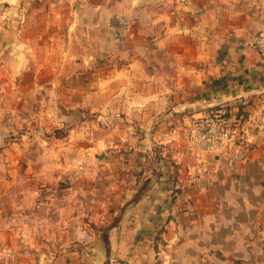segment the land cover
I'll list each match as a JSON object with an SVG mask.
<instances>
[{"label":"crops","instance_id":"obj_1","mask_svg":"<svg viewBox=\"0 0 264 264\" xmlns=\"http://www.w3.org/2000/svg\"><path fill=\"white\" fill-rule=\"evenodd\" d=\"M46 1L0 0V93L12 112L0 125L38 142L15 138L0 155V264H264V60L252 48L264 0ZM82 37L101 49L87 46L81 68L65 48ZM63 92L82 105L60 106ZM221 104L251 143L189 154V121ZM16 107L42 110L20 111L19 125ZM81 107L99 114L96 137ZM18 171L46 174L35 190ZM51 212L69 237L59 248L32 224Z\"/></svg>","mask_w":264,"mask_h":264},{"label":"rangeland","instance_id":"obj_2","mask_svg":"<svg viewBox=\"0 0 264 264\" xmlns=\"http://www.w3.org/2000/svg\"><path fill=\"white\" fill-rule=\"evenodd\" d=\"M36 1H38V0H36ZM51 1H54V0H51ZM51 1L50 0H47L45 3H48V2L49 3H52ZM79 19H81V17ZM78 27H79L78 28V31L81 33V35H84V31H82V29L85 30L84 26L79 25ZM85 34H86V32H85ZM94 35H95V37H98L97 36V33L94 34ZM81 40H82V42H80V43H73L72 45H70V44L67 43L66 44V48H65L66 50L65 51L66 52L72 51L77 56H79L80 58L77 61L79 63V66L78 67H81L82 68V66L83 67H86L83 64L84 63V59L81 58V57H82V55H86L87 54V49H86L87 46L89 48V51H91L93 53L100 52V49L101 48L99 46V43L91 42L90 45H87L88 42H86V40L83 37L81 38ZM72 62H75V61L72 60ZM90 64H91V66H92V64H95V66H98V65H101V62L94 60V61L90 62ZM65 65L67 67L69 66V60H67L65 62ZM5 79H6L5 77L0 78V83L4 82ZM6 95H7L6 92H1L0 93V113L5 117V119H6V117L9 118L8 115L12 113V112H10L11 109L8 106H6V104H5V102H6ZM54 95L57 96L56 98L59 101L58 103L62 107H64V106H71V105H73L76 102H79V104L82 105L81 98H78L77 100L74 97L73 98H70L71 94L68 93V92H66V93L65 92H63V93H56ZM55 105L56 104H52L51 106L52 107H55ZM51 106L50 107H49V105L46 106L44 108V111H46V110H52L51 109ZM56 107H59V106L57 105ZM56 107H55V109H56ZM81 108L84 109V110H82V109L79 110V111H81V112L84 113V115H83V122L86 121L87 118H90L91 119L90 122H89L90 125H89V129H88L89 135L91 137H96L98 134H100V132L98 130L99 126H97L99 114L97 112H95V115L92 116L91 114H86L87 111L90 112V109L87 110V108L86 109L83 108V107H81ZM41 110H42L41 108H34V109H32V108H29V107H24L23 110H22V109H20L18 107L17 109H14L13 118L15 119L16 123L20 125L21 124V119L18 118V115H20L19 114L20 111H22V113H26V112H28V114L31 113V116H32V113L35 115V114L39 113ZM56 110H58V109H56ZM1 114H0V118L2 117V119H4V117ZM88 115H91L92 117H90ZM95 116H97L98 118L95 117ZM44 117H46V116H44ZM48 121H49V118H47V124H46L45 127L48 128L49 132H52L54 130V128H53L54 127V123H52V122L51 123H48ZM83 122H81L79 124V127L82 126V123ZM92 122H94L95 124H92ZM16 128H18V125H17ZM45 131L47 132V130H45ZM8 132H10V133H8ZM6 133H7V137H6ZM1 134H2V139L0 140V155L2 153V150L5 147H9V144L12 143V141H10V140H13L15 138H18L19 139V136L17 135L16 131L11 132V130H9V129L7 130L6 129V123H3L2 125H0V135ZM19 140H22V139H19ZM28 141H29L28 139H26V141H24V140L18 141L17 140L16 141L17 142V147H22L21 144H25V145L26 144H29ZM37 146H38V142H36L35 139L34 140H31L30 139L29 147L31 149L37 151V149L35 148ZM37 154L38 153L35 154V160L34 161H31V162L38 163L37 159L39 158V156L37 158ZM1 158L2 157L0 156V159ZM49 161H51V159ZM54 162L57 163V160H55ZM0 164H1V162H0ZM24 172L25 171H23V172L22 171H18V178L22 180L26 176H30L33 179V181H34L33 184L35 186L34 187L35 190H38L39 189V186L42 185V183L39 184L38 177L45 176L46 173L45 174H42V175L40 173V175H38L37 172H33V173H30V174L24 173ZM60 173H59V176H60ZM55 174H58V173H54L53 171H48L47 172V175H49L51 177L54 176ZM63 176H65L64 173H63V175H61V177L63 178ZM34 178L37 179V180H34ZM62 184L65 185L64 183H62ZM59 185H60V183H59ZM93 210L94 209H91V211H93ZM11 215H12V212H10L8 214H5V212H3V215L2 216H5V218H7L9 220L11 218ZM45 215H47V214H45ZM91 215H93V214L91 213ZM41 216H43V215H41ZM83 219H84L83 223H85L87 225L89 224V225L92 226V229H93L92 230V233L93 234H95L97 231H99L98 226L95 223H90V221H89L88 218H83ZM35 220H36V223H32V224L35 225V226H37L38 227L37 230L42 234V236L41 237L39 236V237H40L41 243H43L45 247H48V246L50 247L51 245H54L55 248H59V245H64L66 243L67 238H69L66 234L65 235L63 234V232L65 231L64 230L65 229L64 226H66V225L64 224V221L61 222L62 223L61 225H55V223L57 221H54L53 216H52V212L50 214V218H49V221L47 223H45V222L43 223V221L41 219H39V216L38 215H36V219ZM38 220H40V221H38ZM14 228L20 230V229L25 228V226L22 224V222H17V224L14 225ZM88 228H90V227L88 226ZM103 231L104 230H102V232ZM33 236H34V234L31 236V238H30V240H29L28 243L31 242L33 244V242H34V245H35L36 244V241H34L32 239H35V238H38V237L36 236L35 238H33ZM25 241H26V238L23 237V236H21V234L18 235V236H15V238H14V244L18 248H20L21 246H26L27 244H25L26 243ZM76 246L78 248H80L82 245L80 243L79 244L77 243Z\"/></svg>","mask_w":264,"mask_h":264},{"label":"built area","instance_id":"obj_3","mask_svg":"<svg viewBox=\"0 0 264 264\" xmlns=\"http://www.w3.org/2000/svg\"><path fill=\"white\" fill-rule=\"evenodd\" d=\"M252 48L264 60V25L252 41ZM245 129H234L231 111L225 105L211 106L199 117L189 121L186 137L187 152L193 156L217 155L229 149L241 151L251 143Z\"/></svg>","mask_w":264,"mask_h":264}]
</instances>
